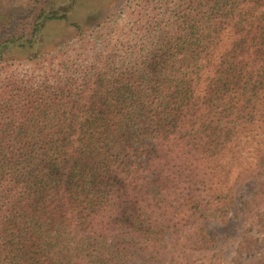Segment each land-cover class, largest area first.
Returning a JSON list of instances; mask_svg holds the SVG:
<instances>
[{
	"label": "trees",
	"instance_id": "obj_1",
	"mask_svg": "<svg viewBox=\"0 0 264 264\" xmlns=\"http://www.w3.org/2000/svg\"><path fill=\"white\" fill-rule=\"evenodd\" d=\"M178 1L187 12L157 52L68 61L52 84L0 76V264H131L164 244L163 264H215L189 258L214 242L204 222L227 219L238 185L264 175V0ZM72 4L0 35V68L16 49L25 63L52 56L42 29ZM74 25L77 61L87 32ZM253 227L233 264H264L251 253L264 210Z\"/></svg>",
	"mask_w": 264,
	"mask_h": 264
},
{
	"label": "rangeland",
	"instance_id": "obj_2",
	"mask_svg": "<svg viewBox=\"0 0 264 264\" xmlns=\"http://www.w3.org/2000/svg\"><path fill=\"white\" fill-rule=\"evenodd\" d=\"M68 3L69 0H0V35L20 32L28 27L40 6L59 9ZM186 12V2H182L181 6L178 0H73L68 20H48L42 29L40 48L51 52L52 56L38 63H25V52L16 49L13 51L15 62L0 68V76L11 73L21 78L27 75L38 81L44 80V75L48 73L50 79H45V83L52 84L53 79L65 76L63 65L70 62L73 68H79L93 64L95 54L100 52L103 55L114 54L116 65L120 64L119 55L124 51L141 48L157 52L163 42L174 35L175 19ZM74 23L87 32L85 44L78 49L82 58L77 61L72 60L77 52V45H73L77 34ZM85 55L89 56L87 60H83ZM77 75L76 72L72 74ZM258 210H264V175L249 178L238 185L227 219L204 222L205 233L214 242L190 251L189 258L233 264L241 234L246 230L259 234L253 227V218ZM164 245L135 256L131 264L168 262L173 251L169 244ZM263 251L264 242L251 253Z\"/></svg>",
	"mask_w": 264,
	"mask_h": 264
}]
</instances>
